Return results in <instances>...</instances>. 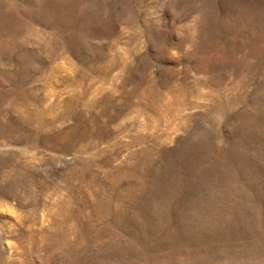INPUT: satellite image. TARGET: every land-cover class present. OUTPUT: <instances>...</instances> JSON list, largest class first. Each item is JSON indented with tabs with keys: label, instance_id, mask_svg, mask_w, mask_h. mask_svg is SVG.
Wrapping results in <instances>:
<instances>
[{
	"label": "rangeland",
	"instance_id": "374dc122",
	"mask_svg": "<svg viewBox=\"0 0 264 264\" xmlns=\"http://www.w3.org/2000/svg\"><path fill=\"white\" fill-rule=\"evenodd\" d=\"M0 264H264V0H0Z\"/></svg>",
	"mask_w": 264,
	"mask_h": 264
}]
</instances>
